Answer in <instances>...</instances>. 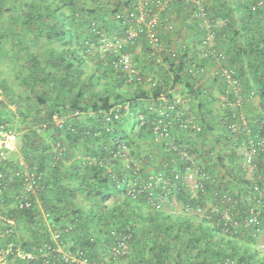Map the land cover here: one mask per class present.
<instances>
[{
    "label": "trees",
    "instance_id": "16d2710c",
    "mask_svg": "<svg viewBox=\"0 0 264 264\" xmlns=\"http://www.w3.org/2000/svg\"><path fill=\"white\" fill-rule=\"evenodd\" d=\"M159 1L145 9L159 14L174 59L154 53L145 30L115 55L100 52L125 36L139 0H0V123L13 125L21 158L43 176L31 208L16 202L18 180L3 196L0 251H11L1 264H42L40 250L58 243L98 263L264 264V151L252 175L241 153L264 131V6L253 10L264 0H207L206 17L218 24L212 48L195 7L173 0L158 10ZM124 53L140 75L132 80L117 66ZM162 113L174 120L167 138L153 131ZM242 114L250 135L231 130ZM190 115L200 133L181 126ZM172 146L186 147L191 161ZM189 165L203 171L199 187ZM17 168L0 162L2 173ZM52 252L51 264H77Z\"/></svg>",
    "mask_w": 264,
    "mask_h": 264
},
{
    "label": "built area",
    "instance_id": "2783aa9c",
    "mask_svg": "<svg viewBox=\"0 0 264 264\" xmlns=\"http://www.w3.org/2000/svg\"><path fill=\"white\" fill-rule=\"evenodd\" d=\"M173 0H163L162 2H158V10L160 7L163 6V2L165 4L171 3ZM139 13H131L127 16V19L130 22V26L127 27V31L125 36L117 37L114 40H107L103 43V45L100 47V52L109 51L111 54L119 52V50H122V48L126 45H128L130 42L138 38V36L145 30L147 33V40L149 42V45L151 46L154 53L160 52L162 53H169L171 58H176L178 53L177 47L165 45L159 35H158V26L160 24V20L158 17L157 12H152L151 10H146L145 6L147 5L145 3V0H139ZM183 2H186L189 5H192L195 7L196 12L195 15L199 19V23L202 27V29L205 31V41L204 46L206 45L208 48H212L215 45V34L213 32L214 29L217 27V23L215 24L213 21H210L206 17L204 3L207 2V0H183ZM264 6V2H258L254 5L253 10L257 11L260 7ZM121 16H118V19H120ZM172 27H170V30ZM120 68L123 69V72L129 76V79H134V77H138L139 72L135 71L133 68V56L131 54L124 53L120 56H118V64ZM223 78L228 83V85L233 89V92L235 93L236 97L239 96L241 92V86L239 81L237 80V76L235 74L234 70L227 69L223 71ZM255 96V95H253ZM239 99V98H238ZM3 100V93L0 90V102ZM164 100V98H163ZM223 101L226 99L222 98ZM183 100L179 97L175 100V104L172 107L173 109L177 107L178 105H182ZM242 101L241 98L238 100L237 104H234L236 107H242ZM241 118V126H238L237 124L231 126V130L236 132L238 129L240 130V127H243L246 133L250 135V126L245 121V115L242 114ZM178 118V116H177ZM145 118L141 117L140 121L141 124H145ZM173 119L167 115V113H162L159 120H157L155 126H154V133L156 134L157 138H167L170 136V132L173 126ZM181 126L185 128H189L190 130H193L194 132L200 133L202 131V127L197 124L194 117L190 115L189 119L184 121H181ZM260 138V139H259ZM257 139L259 140H249L247 144L250 146V148H247L246 145L242 146L241 153L245 157V163L244 166L246 170L248 171V175L254 174L257 170V163L256 158L258 156V151L262 150L264 151V131L261 132V136H259ZM16 141H17V134L13 129V125L10 122H2L0 123V162L6 161L11 162L10 158L11 155L18 152V149L16 147ZM174 144V143H171ZM173 147V146H172ZM173 149H176L173 147ZM179 153V157L185 161V163H188L191 161V156L187 150L186 147L180 149L177 148ZM18 164L17 170L13 172L12 174H6L0 172V204L2 202L3 196L7 191L10 189V186L15 183L16 180H18L21 184L20 188V194L18 199H16L17 204L20 206L21 209H29L32 207V198H36L38 194L40 193L42 187L40 185L41 179L43 178L42 174L37 171L35 167H32L27 164V162L23 158H18V161L16 162ZM187 178L188 180L195 186L199 187V184L196 180H194L197 176H203V171L201 169H194L193 167H190V165L187 167ZM169 182H164V185H168ZM258 189V187L256 188ZM264 193H261V197H263ZM264 198V197H263ZM262 198V199H263ZM258 204H261L259 201ZM0 218L1 213H0ZM229 219V218H228ZM249 225L258 226L259 220L256 215H252L248 220ZM260 231V230H259ZM60 238V234H55L53 240L57 241ZM117 248H122L123 251L126 250V243L122 240L119 242ZM114 247L112 251L118 252V249ZM11 248L6 251H0V262H2L4 254L10 253ZM49 251H53L51 255L53 254L52 258L56 257L57 254L62 255L64 261L66 263H77V264H109L108 263H98V262H91L85 258H83V254L79 252L78 254H74L71 250H65L61 245L58 243L57 249L52 250L50 245L45 246L40 250V254L44 258V261L42 264H51V259H47L49 257L48 253ZM24 257H27V259H35V256H32L31 254L25 255Z\"/></svg>",
    "mask_w": 264,
    "mask_h": 264
},
{
    "label": "rangeland",
    "instance_id": "374dc122",
    "mask_svg": "<svg viewBox=\"0 0 264 264\" xmlns=\"http://www.w3.org/2000/svg\"><path fill=\"white\" fill-rule=\"evenodd\" d=\"M143 52H144V50L142 49V46H139V47L136 49V51L134 52V53H135V55H134V60H135V58L139 57V58H140V62H141V64H142L143 62H145V59H143V57L145 58V55H144ZM143 64H145V63H143ZM143 64H142V65H143ZM16 147H17V149H18V152H16V153H14L13 155H11V158H10L11 163H15V162H17V161H18V158L21 157V156H20L21 140L18 138V136H17V141H16ZM11 195H12V198L14 197V199H16V198H15V194L11 193ZM0 264H1V262H0ZM4 264H5V263H4Z\"/></svg>",
    "mask_w": 264,
    "mask_h": 264
}]
</instances>
